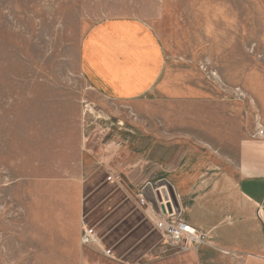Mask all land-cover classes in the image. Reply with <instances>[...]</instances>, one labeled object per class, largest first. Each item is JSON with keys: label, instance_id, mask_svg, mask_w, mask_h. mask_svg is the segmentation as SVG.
<instances>
[{"label": "rangeland", "instance_id": "rangeland-1", "mask_svg": "<svg viewBox=\"0 0 264 264\" xmlns=\"http://www.w3.org/2000/svg\"><path fill=\"white\" fill-rule=\"evenodd\" d=\"M112 19L161 45L139 98H106L80 70L85 36ZM260 129L264 0H0V264H168L181 246L135 195L165 187L178 221L184 177L228 172ZM76 204L115 258L79 247Z\"/></svg>", "mask_w": 264, "mask_h": 264}, {"label": "crops", "instance_id": "crops-1", "mask_svg": "<svg viewBox=\"0 0 264 264\" xmlns=\"http://www.w3.org/2000/svg\"><path fill=\"white\" fill-rule=\"evenodd\" d=\"M163 63L157 35L137 19L94 26L80 49V70L88 86L115 100L148 93ZM218 173L216 179L201 181L184 177L177 219L207 237L186 251L168 245V264H264V140L244 141L238 164ZM75 208L73 224L79 218L81 232L83 214L78 217L80 208ZM80 232L76 242L82 249Z\"/></svg>", "mask_w": 264, "mask_h": 264}, {"label": "built area", "instance_id": "built-area-1", "mask_svg": "<svg viewBox=\"0 0 264 264\" xmlns=\"http://www.w3.org/2000/svg\"><path fill=\"white\" fill-rule=\"evenodd\" d=\"M259 134H264V129L259 130ZM109 183L121 184V179L117 178L112 172L106 176ZM150 187L152 199H148L146 195L138 193L135 195L136 207L144 209L147 217L153 223L154 229L159 232L161 237L173 242L186 251L197 244L204 242L207 235L200 232L183 221H173L171 218L176 216L174 208L168 200V193L165 187ZM81 232L79 243L83 247H94L99 254L108 258H115L113 249L107 245L103 238L97 233L95 227L90 225L83 215L80 220Z\"/></svg>", "mask_w": 264, "mask_h": 264}, {"label": "water", "instance_id": "water-1", "mask_svg": "<svg viewBox=\"0 0 264 264\" xmlns=\"http://www.w3.org/2000/svg\"><path fill=\"white\" fill-rule=\"evenodd\" d=\"M167 186H168V188H169V190H170L171 198H172V200H173V202H174V204H175L176 211H178V206H177V204H176V202H175V198H174V194L172 193L171 186H170L169 184H168ZM148 192H149V191L146 190L145 193L147 194Z\"/></svg>", "mask_w": 264, "mask_h": 264}, {"label": "bare ground", "instance_id": "bare-ground-1", "mask_svg": "<svg viewBox=\"0 0 264 264\" xmlns=\"http://www.w3.org/2000/svg\"><path fill=\"white\" fill-rule=\"evenodd\" d=\"M100 113V112H99Z\"/></svg>", "mask_w": 264, "mask_h": 264}]
</instances>
